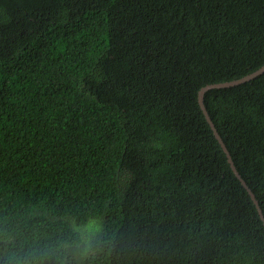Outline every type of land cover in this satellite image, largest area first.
<instances>
[{
	"label": "trees",
	"instance_id": "obj_1",
	"mask_svg": "<svg viewBox=\"0 0 264 264\" xmlns=\"http://www.w3.org/2000/svg\"><path fill=\"white\" fill-rule=\"evenodd\" d=\"M263 65L264 0H0V224L99 226L91 264H264L198 102ZM203 105L264 217V72Z\"/></svg>",
	"mask_w": 264,
	"mask_h": 264
},
{
	"label": "clouds",
	"instance_id": "obj_2",
	"mask_svg": "<svg viewBox=\"0 0 264 264\" xmlns=\"http://www.w3.org/2000/svg\"><path fill=\"white\" fill-rule=\"evenodd\" d=\"M100 232L99 226L73 224L66 235L52 238L5 220L0 224V264H91Z\"/></svg>",
	"mask_w": 264,
	"mask_h": 264
},
{
	"label": "water",
	"instance_id": "obj_3",
	"mask_svg": "<svg viewBox=\"0 0 264 264\" xmlns=\"http://www.w3.org/2000/svg\"><path fill=\"white\" fill-rule=\"evenodd\" d=\"M264 72V65L261 66L259 69L255 70L254 72H252L251 74H248L244 77H241L239 79H235V80H230V81H225V82H220V83H214V84H208V85H205L203 86L199 92H198V102L200 104V107L202 108L203 112H204V115H205V118L208 122V124L210 125L212 131H213V134L215 136V138L218 140L220 146L222 147L223 151L225 152L226 156H227V159H228V162L234 172V174L237 176V178H239V180L241 181L242 185L246 188L247 192L249 193L251 199L253 200V202L255 203L257 209H258V212H259V215L264 223V217H263V214H262V211L261 209L259 208V205H258V202L253 194V192L251 191V189L246 185L245 181L240 177L239 173L237 172L236 168H235V165L231 159V156L223 142V140L221 139V136L219 135V133L217 132L212 120L210 119L204 105H203V94L205 93V91H207L208 89H211V88H215V87H227V86H234V85H237V84H240L242 82H245V81H248L250 80L251 78L259 75L260 73Z\"/></svg>",
	"mask_w": 264,
	"mask_h": 264
}]
</instances>
